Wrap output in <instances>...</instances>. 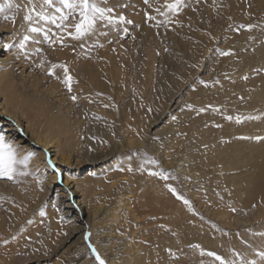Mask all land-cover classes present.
<instances>
[{
	"label": "rangeland",
	"instance_id": "1",
	"mask_svg": "<svg viewBox=\"0 0 264 264\" xmlns=\"http://www.w3.org/2000/svg\"><path fill=\"white\" fill-rule=\"evenodd\" d=\"M12 2L20 8L0 15V86L11 65L8 99L27 129L9 136V114L0 132L18 156L34 155L29 175L0 178V264H99L93 248L125 264L128 241L138 262L219 264L215 252L264 264V146L236 144L264 122V0H182L167 16L156 9L173 0H107L100 6L132 23L62 43L51 24L54 43L27 32L32 5ZM73 181L88 220L70 212Z\"/></svg>",
	"mask_w": 264,
	"mask_h": 264
},
{
	"label": "snow or ice",
	"instance_id": "2",
	"mask_svg": "<svg viewBox=\"0 0 264 264\" xmlns=\"http://www.w3.org/2000/svg\"><path fill=\"white\" fill-rule=\"evenodd\" d=\"M27 3L32 5L30 8L26 9V14L23 17V20L28 24L27 32H43L44 39L52 43H54V41H51L49 32L45 30L43 24H51L59 29L60 35H57V41L55 42L62 43L64 35H67L74 40L82 41L91 35L96 34L98 26L108 27L122 23H132L131 21H126L123 15L116 17L113 14V8L100 6L102 3H107V0H41L39 5L34 3V0H27ZM144 3L148 4L149 0H144ZM181 5L182 0H173L171 3H166L164 11H160L159 8H157L156 11L160 15L167 16L169 12L175 14L179 11ZM12 8L19 9L20 5L13 4L12 0H5V3H0V15L5 14L6 11ZM37 8L39 10H37ZM49 9H54V11L50 12ZM145 16L148 19H154V17L149 16L148 13H145ZM4 18L8 19L9 17L5 15ZM70 20L71 23H69ZM246 27L250 29L253 25H247ZM101 34L106 35L107 33ZM31 38L32 37L29 35H24L23 39L20 41L19 48L23 50L25 42ZM3 47L8 48L10 45L5 43ZM228 54L229 53L227 52H221V55ZM55 67H57V65H53V68ZM59 67L64 68L65 72H67L64 65H59ZM49 74H53L52 69H49ZM71 79L70 76H66L64 81L68 84V90L70 92ZM71 98L73 101L77 99L74 95ZM228 119H232V117H228ZM237 122H239V118L237 119ZM256 139L260 138L256 137ZM18 147L19 146L14 144L11 139L7 138L3 132H0V178L15 180L18 176H26L30 174L28 171V162L34 153L29 151L22 157L18 156ZM151 162L154 163V161ZM47 164L52 166L51 160H48ZM152 174L155 175V173ZM164 178L166 179L167 177ZM170 190L175 193L174 189L170 188ZM184 203L188 204L189 202L185 200ZM41 214L43 215V212ZM85 239H87V235L85 236ZM196 247L199 246L197 245ZM92 252L96 256V260L99 264H105V261L101 259L94 248L92 249ZM207 255L214 257L216 261H219V264H235L234 261L225 260L215 252H208ZM257 255L262 261H264V252H258ZM241 264H245V262L241 261ZM247 264H256V261H248Z\"/></svg>",
	"mask_w": 264,
	"mask_h": 264
},
{
	"label": "bare ground",
	"instance_id": "3",
	"mask_svg": "<svg viewBox=\"0 0 264 264\" xmlns=\"http://www.w3.org/2000/svg\"><path fill=\"white\" fill-rule=\"evenodd\" d=\"M0 31H3L1 28H0ZM1 33V32H0ZM86 51V50H85ZM2 52V50L0 49V53ZM83 52V51H82ZM87 52V51H86ZM1 55V54H0ZM6 60V58H4V56H0V66H7L6 64H2L1 65V63H2V61H5ZM80 63L81 64H79L80 66H78V67H81V68H84V66H87L86 65V63H83V62H81L80 61ZM11 65L9 66V69H8V73H7V75H6V80H4L3 81V83H2V85L0 86V93L2 92V91H6V94H7V99L6 100H4L3 99V101L2 102H0V117H3V116H9V114L10 115H12L13 116V118H11V120H13V123H15V126H13L12 127V125L10 124V125H7L5 128H3V130H5V131H9L10 132V134H9V136H11L12 135V137H13V135H16V134H18V129H19V127L21 126V128H26L27 129V126L25 127L24 125H22L23 123H22V121H21V118H20V116L18 115V113H16L15 112V110L13 109L14 108V106L13 105H11L10 104V102H11V99H8V91H9V89L11 88V81L9 80L10 78H8L9 76H10V73H11ZM3 69H5V68H3ZM85 71V69L83 70V72ZM88 75V74H87ZM3 77L5 76V74H3L2 75ZM88 77H91V76H89L88 75ZM264 78V77H263ZM264 89V88H263ZM262 89V90H263ZM260 91L259 92V94H260V96H262L263 94H264V91ZM253 98L255 99V96L253 95ZM262 99H264V96H263V98ZM251 100V99H250ZM4 102H6V104L4 103ZM251 102V101H250ZM263 102H264V100H263ZM252 103H253V101H252ZM263 104V103H262ZM10 105V106H9ZM250 106V105H249ZM264 110V109H263ZM10 117V116H9ZM256 120V119H255ZM250 126H251V131H250V133L249 134H244V135H241L240 136V138H237V140H236V144H237V148H238V153L240 152V151H242V147L244 146V145H247V147H249L250 149H251V151L252 150H257L258 149V147H261V146H264V122H261V123H257V122H250ZM250 128V127H249ZM17 132V133H16ZM23 135V134H22ZM38 135H40V134H38ZM250 135H253V136H256V137H259L260 139H254V140H252L249 136ZM41 136V135H40ZM43 138H44V141L46 142V144L51 140V139H48V138H52L51 136H50V134L48 133V134H46V135H44V136H42ZM37 138V140L39 139V136H37L36 137ZM42 141H43V139H41ZM18 141V140H17ZM18 142H20V141H18ZM45 142H43V143H45ZM51 142H52V140H51ZM48 144H50V143H48ZM45 146V145H44ZM59 151V150H58ZM259 152H260V149L258 150ZM55 152V151H54ZM57 152V151H56ZM241 160V159H240ZM63 161H65V160H63ZM64 177H65V179L67 180V175L66 174H64ZM53 178V177H52ZM66 180H65V182L64 183H66L67 184V182H66ZM115 182V181H114ZM113 181H112V183H110L109 184V186H108V188L109 189H111L112 187H113V185L115 184ZM69 184V183H68ZM65 185V184H64ZM70 189H71V193L70 194H72L73 195V198L72 199H69V203H76V206H78V207H75V208H73V205H71V210H70V212H73L74 214H76V215H79V214H82V211H83V215L85 216V218H87V220H88V213H87V210H88V201L86 200V199H89L87 196H86V190L84 191V190H82V188H79V186L75 183V181H73V184L71 185V184H69V186H68ZM84 189V188H83ZM87 201V202H86ZM122 200H120V202H121ZM87 203V205H85L86 203ZM102 205V204H101ZM85 207V210H83V208ZM101 207V206H100ZM82 209V210H81ZM97 209H99V207H97V205L95 204V206H94V213H95V211L97 210ZM129 214H130V216L133 218V219H136V215H134L132 212H130L129 211ZM92 215V218H93V214H91ZM84 218V219H85ZM86 220V219H85ZM82 221V220H81ZM116 225V224H115ZM184 227V226H183ZM132 229V228H131ZM186 229V228H185ZM101 234V233H100ZM132 238V237H131ZM113 239V238H112ZM129 239V238H128ZM133 239H134V237H133ZM128 241V240H127ZM183 241V240H182ZM182 243V242H181ZM124 244H126L125 245V252L126 253H128V257H127V259H126V257H125V259H126V263L125 264H154L152 261H147L148 263H145V262H143V261H139L138 262V260H137V253H138V249H139V247H140V245H137V244H135L133 241H128V242H126V243H124ZM141 248V247H140ZM140 253V252H139ZM139 255V254H138ZM139 256H141V255H139ZM116 260V259H115ZM144 260V259H143ZM145 261V260H144ZM79 262V261H78ZM123 262V261H122ZM76 264H77V262H76ZM79 264H83V263H80L79 262Z\"/></svg>",
	"mask_w": 264,
	"mask_h": 264
}]
</instances>
